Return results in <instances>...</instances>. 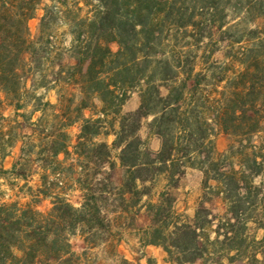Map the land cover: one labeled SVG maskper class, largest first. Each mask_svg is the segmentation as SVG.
<instances>
[{"label": "trees", "instance_id": "16d2710c", "mask_svg": "<svg viewBox=\"0 0 264 264\" xmlns=\"http://www.w3.org/2000/svg\"><path fill=\"white\" fill-rule=\"evenodd\" d=\"M254 2L0 0L1 162L13 143L6 133L10 124L31 133L16 137L20 157L11 171L0 165V191L6 190L0 192V264H97L92 252L104 246L114 252V243L128 231L139 234L143 248L162 250L165 264L214 258L264 264V184L247 183L218 165L202 169L204 189L215 183L227 206L222 217L202 205L188 220L176 212L169 194L192 157L203 156L208 131L213 132L192 110L201 76L194 75L189 46L182 44L190 39L188 29L206 23L213 27L212 39L223 35L230 16L253 15ZM39 10V34L32 38L28 23ZM61 31L71 39L65 52L57 49L55 35ZM65 56L71 66L60 61ZM153 68L161 83L179 86L146 87L138 111L124 115L131 93L142 88ZM163 89L168 96H162ZM38 90L61 96L52 104ZM29 103L31 115L25 113ZM235 104L230 120L216 126L233 134L248 123L257 133L261 122L245 115L240 122L238 110L246 111ZM150 118L161 144L157 154L139 137ZM75 126L79 133L73 143L69 131ZM117 169L122 172L118 186L111 176ZM161 183L169 191L159 192ZM75 194L78 207L70 201ZM45 202L51 208L43 213L39 206ZM142 212L150 226L139 231ZM252 230L263 232L259 242ZM76 239L83 245L80 253L73 248Z\"/></svg>", "mask_w": 264, "mask_h": 264}, {"label": "rangeland", "instance_id": "374dc122", "mask_svg": "<svg viewBox=\"0 0 264 264\" xmlns=\"http://www.w3.org/2000/svg\"><path fill=\"white\" fill-rule=\"evenodd\" d=\"M254 1L253 15H246L244 11L236 12L234 16L229 17L227 25L222 30L223 35L214 36L212 39L210 35L213 27L210 24L197 23L198 25L195 24L188 29L190 39L182 43L189 46V56L191 62L195 64L194 75L200 74L201 76L199 78L201 85L193 98L195 101L192 109L194 116L200 114L201 118L207 120L212 126L213 132L208 131L210 139L204 142V147L200 151L204 153L203 156L192 157L190 163L186 165L184 175L178 180L177 188L169 191L166 185L161 183L158 191H169L175 200L176 212L188 220L193 219L195 212L202 205L213 215L219 217H222L227 211L222 196H218L215 183H210V188L204 189L205 178L202 169L218 165L226 172L235 170L239 174L238 178L247 183L255 186L264 184V0ZM42 16L43 13L39 10L35 19L28 23L32 38H36L39 34ZM236 16L238 18H235ZM62 32L55 36L58 38L57 49L65 52L69 49L71 39L65 33L63 35ZM217 41L220 42L218 45ZM113 50H116L115 47ZM60 61L64 62L65 66L73 64V61L67 59L66 56L64 60L60 58ZM47 69L49 68L42 67L41 71L45 72ZM38 82L41 83L40 80ZM152 86H162L171 90L177 88L179 84L161 83L158 73L154 68L151 69L142 88L131 93L122 109L123 114L136 113L141 106L143 92L146 87L152 88ZM165 89L161 90L163 97L168 96ZM36 93L38 96L45 94L46 99L52 104H56L58 97L61 96L60 92H51L46 95L42 90H38ZM193 99L191 100L193 101ZM234 104L245 108L246 112L238 110L240 122L245 121L244 115L247 118H257L261 122V128L255 131L257 133H253L254 128L252 124L248 123L239 127L233 134L226 132L223 126L222 128L216 126L220 120H230L233 115L231 108ZM31 107L32 103H29V108L25 110L26 114L31 115ZM9 116L10 113H6V117ZM40 117V114L33 116V122H38ZM152 121L153 118H150L143 122L139 137L148 151L157 154L161 144L150 126ZM7 129L6 133L10 132L13 136V143L8 150L9 157L2 162L0 160V165L6 171H11L20 157V144L16 143V137L29 136L31 133L25 128L19 130L14 124H10ZM78 133L79 126H75L69 131L73 143ZM112 140L110 139L109 142L111 143ZM210 141H212V145L209 144ZM214 149L222 155L221 159L218 160L213 155ZM111 176L112 182L117 186L120 185L121 170H115ZM0 192H6V190L2 189ZM11 195L14 197V194ZM12 200L17 201L15 197ZM70 201L78 207L81 202L80 196L75 194ZM50 208V202L39 206V210L43 213L49 211ZM137 224L139 231L150 226L144 212L139 215ZM252 232L258 242L263 238V232L255 230ZM138 235L133 231L124 232L120 241L114 243V252L110 247L104 246L93 251L92 257L97 261V264H116L118 260L123 259L132 264H165L162 250L143 248ZM73 248L78 253L83 251V245L77 239L73 241ZM214 259L196 264H228L226 260ZM236 264L250 263L241 261Z\"/></svg>", "mask_w": 264, "mask_h": 264}]
</instances>
